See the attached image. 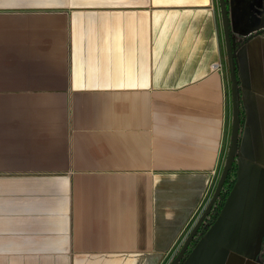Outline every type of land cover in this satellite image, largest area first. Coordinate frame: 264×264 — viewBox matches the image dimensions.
I'll list each match as a JSON object with an SVG mask.
<instances>
[{"label": "crops", "instance_id": "crops-1", "mask_svg": "<svg viewBox=\"0 0 264 264\" xmlns=\"http://www.w3.org/2000/svg\"><path fill=\"white\" fill-rule=\"evenodd\" d=\"M232 44L237 182L181 264H261L264 34ZM231 87L220 0H0V264H167L224 168Z\"/></svg>", "mask_w": 264, "mask_h": 264}, {"label": "water", "instance_id": "water-1", "mask_svg": "<svg viewBox=\"0 0 264 264\" xmlns=\"http://www.w3.org/2000/svg\"><path fill=\"white\" fill-rule=\"evenodd\" d=\"M229 6V7H228ZM220 11L223 24V30L226 41L230 77H231V95L233 108V123L231 142L227 153L226 162L218 179L217 185L210 199L202 209L197 220L193 224L191 230L182 241L179 249L167 264H181L184 257L198 234V231L204 222L207 214L210 212L216 199L218 198L224 181L230 170L234 155L237 151L239 142V127H240V103H239V88L234 66V46L232 44V35H237L243 38H248L253 34H258L264 30V0H220Z\"/></svg>", "mask_w": 264, "mask_h": 264}, {"label": "trees", "instance_id": "trees-1", "mask_svg": "<svg viewBox=\"0 0 264 264\" xmlns=\"http://www.w3.org/2000/svg\"><path fill=\"white\" fill-rule=\"evenodd\" d=\"M258 34H264V30L259 32ZM249 38V37H248ZM244 38V40L248 39ZM236 48H234V55H235ZM235 57V56H234ZM239 103H240V127H239V141H240V135L242 133L244 121H245V114L243 111L242 103L240 101L239 97ZM238 148H239V142L237 146V151L233 158V163L228 171L227 177L224 181L222 190L216 199L214 205L212 206L210 212L207 214L206 218L204 219V222L202 223L198 234L192 241L184 259L191 253L192 249L196 246V244L200 241V239L210 230V228L215 224L217 219L220 217L222 210L228 200V197L232 193V190L237 182L238 177ZM259 261L261 264H264V242H263V252L260 255Z\"/></svg>", "mask_w": 264, "mask_h": 264}, {"label": "built area", "instance_id": "built-area-1", "mask_svg": "<svg viewBox=\"0 0 264 264\" xmlns=\"http://www.w3.org/2000/svg\"><path fill=\"white\" fill-rule=\"evenodd\" d=\"M213 69H216V70H220L221 69V66L219 64H216ZM204 208V207H203ZM202 208V209H203ZM202 211V210H201ZM195 223V222H194ZM192 228V227H191ZM191 230V229H190Z\"/></svg>", "mask_w": 264, "mask_h": 264}]
</instances>
